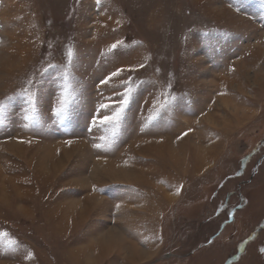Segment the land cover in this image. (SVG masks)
Instances as JSON below:
<instances>
[{
  "label": "rangeland",
  "instance_id": "1",
  "mask_svg": "<svg viewBox=\"0 0 264 264\" xmlns=\"http://www.w3.org/2000/svg\"><path fill=\"white\" fill-rule=\"evenodd\" d=\"M0 234V264H264V0H0Z\"/></svg>",
  "mask_w": 264,
  "mask_h": 264
},
{
  "label": "snow or ice",
  "instance_id": "2",
  "mask_svg": "<svg viewBox=\"0 0 264 264\" xmlns=\"http://www.w3.org/2000/svg\"><path fill=\"white\" fill-rule=\"evenodd\" d=\"M112 47L115 48L116 45H113ZM69 56H71V51L69 52ZM117 74L118 73H113V75H117ZM126 104H127V99H125V101L122 102V107H121V109L118 112L114 113V115L112 117L105 116L103 118V121L102 122H104V123H111L113 121H118L119 118H120V114H121V112L123 110V106L126 105ZM101 107H106V105H101ZM0 235H6V234H0Z\"/></svg>",
  "mask_w": 264,
  "mask_h": 264
},
{
  "label": "crops",
  "instance_id": "3",
  "mask_svg": "<svg viewBox=\"0 0 264 264\" xmlns=\"http://www.w3.org/2000/svg\"><path fill=\"white\" fill-rule=\"evenodd\" d=\"M160 190H161V189H160ZM161 191H162V190H161ZM164 192H165V190H164ZM162 197H163V201L167 202V203H168L167 205H169L171 201H169V200H167V199H166V200H164V197H165V195H164V196H162ZM165 202H164V204H166Z\"/></svg>",
  "mask_w": 264,
  "mask_h": 264
},
{
  "label": "bare ground",
  "instance_id": "4",
  "mask_svg": "<svg viewBox=\"0 0 264 264\" xmlns=\"http://www.w3.org/2000/svg\"><path fill=\"white\" fill-rule=\"evenodd\" d=\"M171 153V152H170Z\"/></svg>",
  "mask_w": 264,
  "mask_h": 264
}]
</instances>
